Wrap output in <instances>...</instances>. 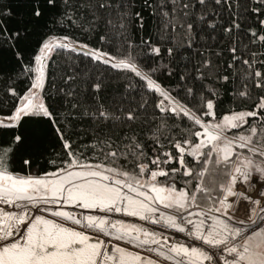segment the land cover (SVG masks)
Returning a JSON list of instances; mask_svg holds the SVG:
<instances>
[{"label":"trees","instance_id":"trees-1","mask_svg":"<svg viewBox=\"0 0 264 264\" xmlns=\"http://www.w3.org/2000/svg\"><path fill=\"white\" fill-rule=\"evenodd\" d=\"M101 2L111 6L101 9ZM0 6L14 10L15 19L7 21L5 27H20L25 13L20 0H0ZM261 21L264 0H221L219 4L215 0H57V6L38 22L27 25L29 31L18 46L13 47L12 41L0 36V119L11 117L21 105V98L29 93L38 75L35 57L40 55L43 43L61 39L77 48L87 45L117 59L130 57V62L146 73L155 69L152 79L190 109L201 124L183 114L161 112L157 105L164 97L149 89L147 82L134 73L112 68L79 51L57 48L47 57L43 87L36 96L65 127L72 147H63L47 118L23 117L17 128H0V148L12 149L7 154L8 170L55 174L79 167H69L74 159L78 165L127 173L126 177L132 180L162 170L168 173L157 176L162 186L175 183L179 190L191 195L201 183L196 174L207 167L202 183L210 190L211 199L196 193V203L215 206L223 193L220 185H225L239 152L264 159L259 151H249L252 147L264 151V109L259 107L264 98ZM153 48H159V54L152 52ZM29 68L33 71H27ZM256 72L261 76H255ZM96 83L102 86L99 92L93 88ZM10 90H15L16 95ZM207 99L214 101V117L204 115ZM73 104L77 107L73 108ZM164 104L172 106L168 100ZM101 105L120 119L101 122L85 115L97 113ZM251 111H256L257 116L246 117V123L226 131L227 137L234 140L235 149L229 162L216 164L217 153L213 152L205 165L212 145L203 148L205 155L200 159L189 154L201 142L203 136L196 133L202 131L205 123ZM129 112L134 119H127ZM252 128H256V134L251 145L239 147L236 140L252 135ZM15 134L23 135L25 143L14 145ZM186 140L190 143L185 144ZM177 143L186 149L184 167L179 162ZM113 151L117 152L116 157L109 155ZM157 158L158 163H153ZM24 160L30 163L25 165ZM141 166H145L143 172ZM186 168H191L194 175H183Z\"/></svg>","mask_w":264,"mask_h":264},{"label":"snow or ice","instance_id":"snow-or-ice-1","mask_svg":"<svg viewBox=\"0 0 264 264\" xmlns=\"http://www.w3.org/2000/svg\"><path fill=\"white\" fill-rule=\"evenodd\" d=\"M200 2L203 3L204 0H200ZM215 2L219 4L221 0H215ZM20 3L25 8V13L19 21L20 27L14 30L5 27L7 21L15 19L13 8L11 6H0V36H6L8 40L12 41L13 47L18 46L20 41L26 38L25 34L29 31L27 28L29 23L38 22L49 9L57 6V0H20ZM110 6L106 2H101L98 5L101 9ZM136 15L139 16V13ZM108 23L112 24V21L109 20ZM261 23H264V21H261ZM234 26L239 27L238 24ZM120 27L123 29L124 25L121 24ZM101 39L103 40L104 37H101ZM260 39L264 40V36ZM57 48L79 51L83 55L112 68L134 73L136 77H140L147 82L149 89L159 93L164 97V100H168L172 105L170 108L166 107L164 100H161L157 105L161 112L170 111L177 116L183 114L194 120L196 124H201V120L190 109L177 102L161 84L152 79L155 69H151L149 73H146L138 69L134 62H130V57L128 59H117L109 53L91 50L87 45H80L77 48L72 43L63 41H45L40 49V55L35 57L38 65L35 69L38 73L35 82L29 89V93L21 98V105L16 108L14 114L6 119H0V128H17L23 117L47 118L51 122L56 136L63 142V147L66 150L71 149L72 145L65 135V127L59 124L53 112L43 102H38L36 93L33 91V89L43 87L44 61ZM232 51L235 52V48ZM152 52L159 54L160 49L153 48ZM16 55L19 57V52ZM245 63L248 62L245 61ZM27 71L30 72L33 69L29 68ZM255 76L260 77L261 73L256 72ZM224 79H227V77ZM256 86L259 87L260 84L257 83ZM101 87L100 83L93 85L97 92L100 91ZM10 91L13 95H16L15 90ZM241 95H244V93ZM72 107L76 108L77 105L73 104ZM204 107L207 109L204 115L215 116L213 100L207 99ZM259 107L264 109V98H262ZM85 115H91L93 120L101 122L109 119H120V117H115L112 113L104 110L102 105L97 113H85ZM256 116V111L233 113L224 116L221 123L203 125V133L197 132L196 136H203L204 139L196 144L189 154L200 159L205 155L200 149L212 145V149L207 153V158L204 159V164L207 165L213 152L217 153L216 164L229 162L235 149L232 147L233 141L224 136L225 130L240 127L247 122L245 117ZM127 119H134L131 112L128 113ZM251 133L252 135L239 137L241 141L239 147L245 148L251 145L252 136L256 134V128H252ZM221 140H224L222 147L219 144ZM12 143L22 145L25 143V137L21 134H15ZM189 143L190 141H185V144ZM37 146L39 147V136ZM176 148L180 153L179 162L184 167L186 149L179 143L176 144ZM11 151V148L6 151L0 148V205H10L18 211H4L0 208V264H157L156 261L142 259L139 254H134L119 246L109 253L104 247L103 241L90 242L92 238L89 235L66 227L65 222H71L74 225H80L85 229H91L105 235L115 236L117 240H128L129 243H135L137 247L148 246V251L156 252L166 260L174 261V264H206V262L207 264H264V206L261 205V199H253L245 193L234 190L238 180L242 179L244 182H248L252 179L253 161L249 158H245L242 166H235L227 185H220L225 195L222 199H219V206L209 207L206 211L191 212L188 211L189 208L199 207L196 203V193H203L211 199L210 190L202 183L204 174L208 171L207 167L196 174L200 177L201 183L196 185L195 191L191 195L183 190L177 192L175 186L164 188L152 184L150 187L156 193V196H149L146 192L138 191L137 188L132 187L131 184L125 181H110V177L104 175L102 171L92 170V166L89 165H78L75 159L69 167L79 166L85 170H64L61 175L50 174L54 177L51 179L48 176L23 177L14 175L7 167V154ZM249 151L253 153L259 151V154L264 156V151H260L258 148L252 147L249 148ZM68 154L72 155L71 151ZM109 155L116 157L117 152L113 151ZM158 161L159 158L153 163H158ZM23 163L28 165L30 161L24 160ZM96 167L99 168L100 166ZM254 167L255 171L261 173V178L264 179V167L261 165H255ZM144 168L145 166H141L140 171L143 172ZM105 170L116 172L115 169ZM173 171L178 170L174 169ZM122 175L126 176L127 173H122ZM167 175L168 173L162 170L151 174L153 180L157 176ZM183 175L191 177L194 174L191 168H186ZM121 186L145 199L138 200L128 195L121 190ZM259 195L264 198V189L260 190ZM230 196L243 197L257 206L249 209V224L238 221L237 224L241 226H235L228 222L232 219L229 215V209L233 208V204L228 202ZM156 203H162L166 208L175 209L179 213H186L180 219L193 227L191 230H186L184 226L177 223L175 216H165L163 213L158 220L153 221L154 223L164 221L167 226L181 233L186 232L190 238L207 245L209 250L206 251L204 248L188 246L183 243L162 244L155 234H150L147 231L144 232L145 239L141 240L139 235H134V233L140 231L139 229L121 227L119 221L109 224L103 217L81 215L80 218H77L75 214L69 211H53L49 207H41V205L72 204L78 208L101 209L106 212L118 213L124 211L131 216L148 219L149 216L146 214L158 211L154 206ZM32 209L50 212L53 217L59 218L60 222L47 219L42 215L33 216ZM217 213L219 215H216ZM193 216L203 217V219L194 221L189 218ZM22 228L26 230H22ZM110 229L113 231H110ZM151 245L157 247L153 248Z\"/></svg>","mask_w":264,"mask_h":264},{"label":"rangeland","instance_id":"rangeland-1","mask_svg":"<svg viewBox=\"0 0 264 264\" xmlns=\"http://www.w3.org/2000/svg\"><path fill=\"white\" fill-rule=\"evenodd\" d=\"M57 41H63V40H61V39H54L53 40V42H57ZM236 113H239V112H236ZM232 114H228V115H232ZM222 121H223V118L220 121L207 122L205 124H207V125L208 124H216V123H221ZM227 130H229V129L225 130L224 136L228 140L234 141L232 139H229V137H227V135H226V131ZM223 143H224V140H221L219 142L221 147L223 146ZM232 147H234V146L232 145ZM211 149H212V146H211ZM200 151L202 152L203 148L200 149ZM202 153H204V152H202ZM245 158H249V159H251L253 161V171H252V179L250 181L244 182L241 179V180H238L236 182L234 190L238 191V192H241V193L249 192V185H250V183L253 182V179H258L259 181L264 183V179L261 178L262 174L259 173V172H256L255 171V167H254L255 165H261L262 167H264V159L257 158L256 156H254L252 154H245L243 152H239L235 156L234 160L231 163L230 174L233 173V170H234L235 166H237V165H241L242 166V164L244 163ZM105 169H108V168H102V167H99V168L94 167V168H92V170H99V171H102V173L104 175H108L110 177V181H114V180L125 181V182L131 184L132 187L134 186L135 188H137L138 191L146 192L149 196H156V193L152 190L150 185L155 184L157 187H162V183L158 180V178L156 177V179L153 180L151 175L149 177L140 176L137 180H132V179L127 178L126 177L127 175L126 176L122 175L123 172L113 173V172H108ZM81 170H85V169H81L80 167H75V168L69 169L67 171H81ZM13 174L14 175H18V176H23V177H28V176L45 177V176H48V178H50V179L54 178L50 174L40 175V174H37L35 172H32L30 174H20V173H13ZM55 174L56 175H61V174H63V172H57ZM230 174H229V177H228L227 181L225 182V185H227L228 182H229ZM137 181H139V183H137ZM165 186H166L165 188L170 187V186H175V189H176L177 192L181 191V190L178 189V187H177V185L175 183H171L169 185L165 184ZM121 190L123 192L127 193L128 195L133 196L134 198H136L138 200H144L145 199L144 197L138 196L137 193L131 192L128 188H123L121 186ZM224 195H225V192L223 191L220 199H222L224 197ZM251 197L253 198V196H251ZM241 198L242 197H231V196L228 197V202L233 204V208L229 209V215L232 217V219L230 221H228L232 225L241 226V225L237 224L238 221H244L246 224H249L250 223V221H249L250 212L248 213V215H245L242 212V210L244 209V207H246V205L249 206L250 209L253 208V207H257L256 205H253L252 203H250L246 199L244 201H242ZM257 199H262V198L258 197ZM145 202L146 203H151L149 201H145ZM57 205L58 206L56 207V209H58V210L67 209V207H68L65 204H57ZM198 205H199V207L193 206V207L189 208L188 211L198 212L200 210H205L206 211L208 209V207H205V206L200 205V204H198ZM154 206L158 209V211L155 212V213L146 214V215L149 216L148 219H142L140 216H131V215L127 214L124 211L118 212L119 214L117 212L101 211L99 213L97 212V215L95 214V216L96 217H103L110 224L119 221L121 227H127V228L135 227L136 229H139L140 231L137 232V233H134V235H139L141 240L145 239L144 232L147 231L150 234H155L156 238L159 239L162 244L171 245V244H175V243H183V244L188 245V246H196V247L204 248L206 251L209 250L207 245H203L202 242L190 238L186 234V232L185 233H181L178 230L167 226L166 222H164V221H162L160 223H154L153 222L154 220H158L162 213L165 216L171 214L172 216H175L177 218V223L180 222V224L182 226H184L186 228V230H191L193 226L185 224L180 219V217L182 215H186V213H179L175 209L166 208L164 206V204H162V203H156ZM215 206H219V204H216ZM41 207H45V205H41ZM46 207L53 208V207H55V205H46ZM121 207H123V205H121ZM11 209H12V212H15L14 211L15 209L13 207H11ZM36 211L32 212V214H34L33 216L38 215L39 213H42V211L41 212L40 211L36 212ZM167 213H169V214H167ZM217 215H219V214L217 213ZM189 218L193 219L194 221L198 220V219H196V216L189 217ZM200 218L203 219V217H200ZM22 230H23V228H22ZM109 240L112 241L114 247L115 246L116 247L119 246L121 248L127 249V250H129L130 252H132L134 254H139L142 258L146 259V256H148V257H150V258H152V259H154L156 261H162L165 264H174V261L166 260L164 257L159 256L156 252L148 251V246L137 247V245L135 243H129L128 240H117L115 238V236L109 238ZM151 247L155 248L157 246L156 245H151ZM206 264H207V262H206Z\"/></svg>","mask_w":264,"mask_h":264},{"label":"bare ground","instance_id":"bare-ground-1","mask_svg":"<svg viewBox=\"0 0 264 264\" xmlns=\"http://www.w3.org/2000/svg\"><path fill=\"white\" fill-rule=\"evenodd\" d=\"M134 187V186H133ZM65 205H67L68 207H67V209H63L64 211H68L69 210V212H72L73 214H75L76 216H77V218H80V216L81 215H84V216H88V215H92V216H95V214L97 215V212L99 213V212H101V211H103V210H101V209H84V208H78V207H76L75 205H72V204H65ZM10 205H0V208H2L4 211H12V209H11V207L12 206H10ZM58 205H55V207H53V208H51L53 211H55V210H58V209H56V207H57ZM46 207V206H45ZM50 207V206H49ZM15 209V208H14ZM60 209V208H59ZM14 211H18V209H15ZM36 211V209H32V212H35ZM37 212V211H36ZM41 212V211H40ZM39 213V212H38ZM40 215H42V216H44L45 218H47V219H52V220H56L57 222H60V220H59V218H57V217H53L52 215H51V213L50 212H42V213H39ZM38 214V215H39ZM107 214V213H106ZM119 214V213H118ZM167 214H169V213H167ZM34 215V214H33ZM99 215V214H98ZM114 215V214H113ZM127 215V214H126ZM169 215H171V214H169ZM217 215V214H216ZM123 216V215H122ZM158 217V216H157ZM195 218V217H194ZM222 218H224V217H222ZM196 219H201L200 217H196ZM179 222V221H178ZM180 223V222H179ZM110 224V223H109ZM183 224V223H182ZM186 224V223H185ZM184 224V225H185ZM65 226L66 227H69V228H73V229H75V230H77V231H82V232H84L85 234H87V235H89L92 239H91V241L90 242H95L96 240H101V241H103L104 242V247L107 249V251L109 252V253H111L112 252V250L116 247H114L113 246V243H112V241H110L109 240V238H111V237H113V236H109V235H105L104 233H101V232H96V231H93V230H91V229H85V228H83V227H81L80 225H74V224H72L71 222H65ZM236 226V225H235ZM24 230H26V229H24ZM110 231H113V230H111L110 229ZM177 233V232H176ZM127 250V249H126ZM127 251H129V250H127ZM130 252V251H129ZM142 259H145V258H142ZM146 259H151V260H153V261H156V260H154V259H152V258H150V257H148V256H146ZM145 259V260H146ZM157 262V264H165L164 262H162V261H156Z\"/></svg>","mask_w":264,"mask_h":264},{"label":"built area","instance_id":"built-area-1","mask_svg":"<svg viewBox=\"0 0 264 264\" xmlns=\"http://www.w3.org/2000/svg\"><path fill=\"white\" fill-rule=\"evenodd\" d=\"M261 189H264V183L259 181L258 179H253V182L250 183V185H249V192H243V193H245L248 196H253V199H257L258 197H260L259 193H260ZM241 199H242V201L245 200L243 197ZM261 205L264 206V198L261 199ZM249 209H250V207L246 205V207H244L242 212L245 215H248ZM252 227H254V226H252Z\"/></svg>","mask_w":264,"mask_h":264},{"label":"water","instance_id":"water-1","mask_svg":"<svg viewBox=\"0 0 264 264\" xmlns=\"http://www.w3.org/2000/svg\"><path fill=\"white\" fill-rule=\"evenodd\" d=\"M74 47H76L75 45H73ZM47 60V59H46ZM46 60L44 61V73H45V62H46ZM38 92H39V89H37V91L35 92L36 93V95L38 94ZM203 131H204V128L202 129V131H201V133H203ZM204 139V137H202V139H201V141ZM236 142L237 143H241V141H239V140H236ZM36 173V172H35ZM162 187H164V186H162ZM165 188V187H164Z\"/></svg>","mask_w":264,"mask_h":264},{"label":"flooded vegetation","instance_id":"flooded-vegetation-1","mask_svg":"<svg viewBox=\"0 0 264 264\" xmlns=\"http://www.w3.org/2000/svg\"><path fill=\"white\" fill-rule=\"evenodd\" d=\"M23 230H24V228H23Z\"/></svg>","mask_w":264,"mask_h":264}]
</instances>
